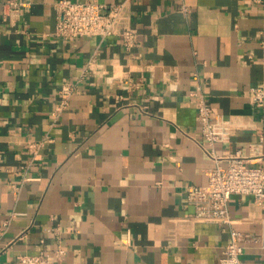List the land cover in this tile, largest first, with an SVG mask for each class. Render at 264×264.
<instances>
[{"label":"crops","instance_id":"1","mask_svg":"<svg viewBox=\"0 0 264 264\" xmlns=\"http://www.w3.org/2000/svg\"><path fill=\"white\" fill-rule=\"evenodd\" d=\"M5 1L0 264L39 252L47 264H219L228 228L193 217L187 195L207 182L209 149L264 171V105L249 99L264 85V0H96L121 3L113 33L69 39L52 33L57 0H20L14 22ZM122 29L136 34L129 49ZM64 82L75 88L57 111ZM197 91L210 119L239 123L212 147ZM228 211L231 228L260 231L264 202L233 194ZM241 257L264 264V248L245 242Z\"/></svg>","mask_w":264,"mask_h":264},{"label":"built area","instance_id":"2","mask_svg":"<svg viewBox=\"0 0 264 264\" xmlns=\"http://www.w3.org/2000/svg\"><path fill=\"white\" fill-rule=\"evenodd\" d=\"M180 1V0H178ZM257 3L261 0H252ZM26 2L6 0L3 5L4 14H8L14 22L26 9ZM121 3L102 4L96 0H57L54 3L55 23L53 35L62 39L83 35H99L106 37L113 33L114 22L120 10ZM179 9L187 11V6L180 2ZM122 45L129 49L136 42V34L132 29H122L119 32ZM75 88L74 83L64 82L60 93L63 95L56 110H61L68 102V96ZM195 103L197 119L200 121V132L204 145L212 147L215 142L228 138L230 130L238 128L239 123L232 118L210 119V108L204 96L199 91L191 92ZM249 99L256 107L264 105V85L262 83L251 87ZM37 144L29 145L33 157L36 156ZM214 165L207 171L205 185H190L187 203L192 206V216L205 221L216 223L222 228H228L229 240L219 259V264H246L242 259L245 242H256L264 248V219L258 233L239 230L230 227L231 218L228 202L233 194H249L259 203L264 202V171L259 166L248 165L250 160L235 150L224 156L217 157L211 149L206 150ZM56 255L63 253L57 246ZM21 264H47L42 252L37 254H22L17 257Z\"/></svg>","mask_w":264,"mask_h":264}]
</instances>
